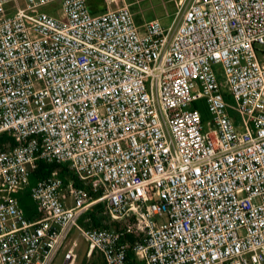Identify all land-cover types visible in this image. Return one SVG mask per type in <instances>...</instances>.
Listing matches in <instances>:
<instances>
[{"label": "built area", "instance_id": "obj_1", "mask_svg": "<svg viewBox=\"0 0 264 264\" xmlns=\"http://www.w3.org/2000/svg\"><path fill=\"white\" fill-rule=\"evenodd\" d=\"M102 2L0 0V264L74 228L105 264L127 235L144 264H264V0H179L168 28ZM40 161L84 186L30 188ZM98 204L124 229L80 227Z\"/></svg>", "mask_w": 264, "mask_h": 264}, {"label": "trees", "instance_id": "obj_2", "mask_svg": "<svg viewBox=\"0 0 264 264\" xmlns=\"http://www.w3.org/2000/svg\"><path fill=\"white\" fill-rule=\"evenodd\" d=\"M194 108L199 109L202 114L203 122H208L210 115L206 108V105L203 101H199L194 105ZM6 140H10V137L5 134L0 137V141L3 143ZM12 141V140H11ZM57 171L60 178L67 185L70 182H73L76 187H83L84 185L79 182L74 175V173L69 169L68 165H60L56 163H48L40 161L37 170L31 177L30 188L36 184L39 179L46 178L50 176L53 172ZM20 204L25 211L26 216L29 219H37L39 216L34 212L29 190H27L22 196H20ZM104 204H98L89 210L85 215L79 219V225L83 228H93V229H115L122 230L125 227L124 222L113 221L108 215L104 214ZM136 238L133 235H127L121 242H128L131 245V248L128 250V262L129 264H143L140 262L134 252L133 244L135 243Z\"/></svg>", "mask_w": 264, "mask_h": 264}, {"label": "rangeland", "instance_id": "obj_3", "mask_svg": "<svg viewBox=\"0 0 264 264\" xmlns=\"http://www.w3.org/2000/svg\"><path fill=\"white\" fill-rule=\"evenodd\" d=\"M156 1L157 0H109V6L111 9H117L127 4L139 21L143 19H159L163 26L168 28L172 24L179 8V0H163L164 4L162 3V5L157 4ZM103 11L105 10H102V12ZM69 252H71V257L65 259L66 254ZM53 264H103V261L100 257L91 252L80 231L74 228Z\"/></svg>", "mask_w": 264, "mask_h": 264}, {"label": "crops", "instance_id": "obj_4", "mask_svg": "<svg viewBox=\"0 0 264 264\" xmlns=\"http://www.w3.org/2000/svg\"><path fill=\"white\" fill-rule=\"evenodd\" d=\"M157 4L159 5H162L163 3V0H157L156 1ZM164 4V3H163ZM90 5H91V11L94 13V14H99V13H102V10H105L104 9V5H103V2L102 0H90ZM104 12V11H103ZM95 255H97L98 257H100L103 261V264L104 263V260L102 258V256H100L99 254L97 253H94ZM141 262V261H140ZM143 263V262H142ZM144 264V263H143Z\"/></svg>", "mask_w": 264, "mask_h": 264}]
</instances>
